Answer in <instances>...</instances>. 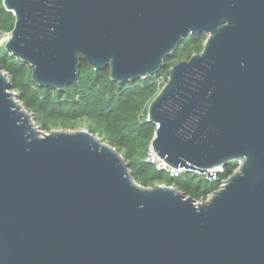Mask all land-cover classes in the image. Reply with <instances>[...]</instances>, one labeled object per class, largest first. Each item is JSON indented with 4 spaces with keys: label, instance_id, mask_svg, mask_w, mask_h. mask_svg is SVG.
<instances>
[{
    "label": "water",
    "instance_id": "1",
    "mask_svg": "<svg viewBox=\"0 0 264 264\" xmlns=\"http://www.w3.org/2000/svg\"><path fill=\"white\" fill-rule=\"evenodd\" d=\"M0 47L32 81L64 90L82 61L124 84L147 79L190 34L201 53L171 68L148 108L151 148L214 179L207 201L139 185L89 130L44 134L0 70V264H264V0H4Z\"/></svg>",
    "mask_w": 264,
    "mask_h": 264
},
{
    "label": "trees",
    "instance_id": "2",
    "mask_svg": "<svg viewBox=\"0 0 264 264\" xmlns=\"http://www.w3.org/2000/svg\"><path fill=\"white\" fill-rule=\"evenodd\" d=\"M3 2L0 0V30L9 34L16 18ZM206 39L205 35H188L159 73L124 84L113 82L109 69L96 71L82 61L78 84L64 90L40 87L32 81V68L7 52L4 45L0 47V70L8 75L11 90L34 116L40 130L50 133L60 126L75 129L85 123L93 134L121 152L139 185L153 188L165 184L195 203H203L238 170L237 162L225 166L215 179H208L187 171L173 177L147 158L157 131V125L148 121V108L168 82L171 68L201 53Z\"/></svg>",
    "mask_w": 264,
    "mask_h": 264
},
{
    "label": "built area",
    "instance_id": "3",
    "mask_svg": "<svg viewBox=\"0 0 264 264\" xmlns=\"http://www.w3.org/2000/svg\"><path fill=\"white\" fill-rule=\"evenodd\" d=\"M147 161L154 164L159 170H164V171L169 172L170 175L173 177H177L185 171L183 169H174V168L169 167L163 160H161L157 156V154L153 151L152 148L149 151ZM221 172H223V168H219L215 171H212L211 173L212 174L215 173V178H216V175Z\"/></svg>",
    "mask_w": 264,
    "mask_h": 264
},
{
    "label": "rangeland",
    "instance_id": "4",
    "mask_svg": "<svg viewBox=\"0 0 264 264\" xmlns=\"http://www.w3.org/2000/svg\"><path fill=\"white\" fill-rule=\"evenodd\" d=\"M4 45V44H3ZM18 95V94H17ZM87 124H81L79 127L75 128V129H65L63 126H60L58 128H55L53 131H51L50 133L54 132V131H69V132H76V131H79L81 129H85V130H89ZM42 131V130H41ZM90 131V130H89ZM44 134H50L48 132H44L42 131ZM98 136V135H97Z\"/></svg>",
    "mask_w": 264,
    "mask_h": 264
}]
</instances>
